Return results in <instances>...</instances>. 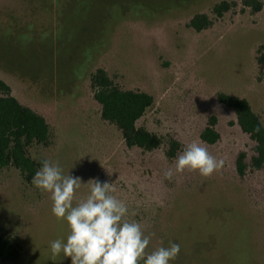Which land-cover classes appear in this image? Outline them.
Instances as JSON below:
<instances>
[{"label":"rangeland","instance_id":"1","mask_svg":"<svg viewBox=\"0 0 264 264\" xmlns=\"http://www.w3.org/2000/svg\"><path fill=\"white\" fill-rule=\"evenodd\" d=\"M223 1L239 7L216 19L213 7ZM241 1L0 0V79L52 132L51 144L33 145L29 156L81 178L74 203L89 195V180L111 183L126 219L151 234L147 251L180 245L170 264H264V169L239 176V154L251 165L256 143L218 101L246 99L264 124V9L241 12ZM198 14L214 25L189 28ZM97 69L120 89L154 98L139 128L175 138L179 154L200 144L223 166L210 177L185 170L166 179L176 159L166 157L167 144L128 148L103 120L91 90ZM212 117L221 136L214 146L201 140ZM51 209L50 194L15 167L0 169V233L24 248L12 264H71L52 256L51 242H66L69 229Z\"/></svg>","mask_w":264,"mask_h":264},{"label":"trees","instance_id":"2","mask_svg":"<svg viewBox=\"0 0 264 264\" xmlns=\"http://www.w3.org/2000/svg\"><path fill=\"white\" fill-rule=\"evenodd\" d=\"M241 12L249 9L252 14H258L264 9V0H242ZM239 4L223 1L213 7L212 13L216 19L236 10ZM214 20L206 14H198L190 21L188 27L202 32L211 28ZM91 90L95 100L102 107L103 120L114 124L121 131L128 148H139L145 152H153L167 144L166 157L173 160L182 149L181 143L175 138L165 139L147 129L139 128L138 122L153 106L154 98L140 91H124L117 86L104 69H97L91 76ZM220 104L234 111L237 124L243 133L256 143L255 157L251 165L246 162V154H239L236 162L237 172L241 178L248 170L264 169V124L254 113L246 99L218 95ZM218 121L215 117L209 120L207 128L201 134V140L210 145H216L221 136L218 133ZM260 125V131L256 127ZM51 127L46 119L24 106L13 96L11 87L0 79V169L11 166L18 169L28 183L40 169L28 154L33 145L47 147L51 144ZM24 248L17 241L0 233V263L12 264L21 260Z\"/></svg>","mask_w":264,"mask_h":264},{"label":"clouds","instance_id":"3","mask_svg":"<svg viewBox=\"0 0 264 264\" xmlns=\"http://www.w3.org/2000/svg\"><path fill=\"white\" fill-rule=\"evenodd\" d=\"M255 131H260V125ZM222 166L223 161L207 148L191 143L176 157L175 169L169 168L164 176L172 180L174 173L188 170L210 177ZM31 182L50 194L52 214L68 225L66 242L56 239L50 244L53 257L63 253L71 264H170L180 253V245L174 242L147 251L151 234L145 235L140 223L126 219L128 207L110 194L111 183L89 180V195L74 203L76 190L84 183L80 177L64 175L59 164L49 160L42 162Z\"/></svg>","mask_w":264,"mask_h":264}]
</instances>
